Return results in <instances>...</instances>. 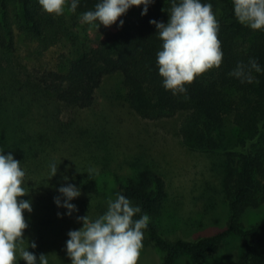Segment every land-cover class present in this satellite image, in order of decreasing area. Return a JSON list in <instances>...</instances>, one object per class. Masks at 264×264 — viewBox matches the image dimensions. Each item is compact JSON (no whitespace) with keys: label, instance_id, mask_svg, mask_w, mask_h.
Returning a JSON list of instances; mask_svg holds the SVG:
<instances>
[{"label":"trees","instance_id":"1","mask_svg":"<svg viewBox=\"0 0 264 264\" xmlns=\"http://www.w3.org/2000/svg\"><path fill=\"white\" fill-rule=\"evenodd\" d=\"M97 2L80 0L76 13L68 11L57 17L42 11L37 0H0V51H14L16 35L24 44L25 56L32 59L42 58L64 41L75 44L78 39L74 27L80 14L94 10ZM202 2L213 6L224 56L218 69L186 85L185 94L174 96L166 91L158 75L156 53L161 41L149 21L167 23L172 0H154L146 15H141L143 5L130 8L119 18L124 20L123 27H117L118 19L109 36L90 44L80 57L66 59L62 71L35 70L22 81L6 72L0 55V105L14 102L15 97L48 93L50 99L42 101L39 109L54 120L58 104L76 110L91 107L104 77L120 73L123 102L135 115L156 121L179 114L178 134L187 149L224 157L222 190L230 213L225 227L214 234L171 239L158 230L165 188L163 179L151 168L126 177L113 192L114 199L119 192L140 206L141 214L150 217L143 239L163 252L159 264H175L184 255L193 264H217L214 254L230 237L240 239L236 264H264V222L241 225L247 209L264 203V72H253L255 79L250 84L229 75L237 63L247 64L250 58L264 67V30L254 31L239 24L233 16L232 0ZM23 92L24 96L17 95ZM6 123L15 135L0 131V150L34 160V138L24 135L16 117ZM63 124L54 125L58 137L66 133L78 140L73 128ZM68 146L75 152L78 148L73 142Z\"/></svg>","mask_w":264,"mask_h":264},{"label":"rangeland","instance_id":"2","mask_svg":"<svg viewBox=\"0 0 264 264\" xmlns=\"http://www.w3.org/2000/svg\"><path fill=\"white\" fill-rule=\"evenodd\" d=\"M67 13L66 5L64 14ZM114 25L97 27L96 23L79 21L74 27L78 42L64 41L40 59L26 57L24 44L16 35L15 50L0 51L2 63L7 73L22 81L35 70L62 71L66 59L80 57L90 44L109 36ZM123 96L122 75L115 73L104 77L91 107L76 110L58 104L54 120L39 109L42 101L50 99L48 93L15 97L14 102L0 105V131L14 136L6 120L16 117L24 135L36 142L33 154L37 157H31L34 160L14 158L26 173L22 187L27 195L18 200H28L32 207L31 213H23L28 227L23 232L25 242L21 247L27 248L28 243L35 241L37 248L29 247L28 251L37 257L43 253L52 264H71L64 249L67 233L82 227L76 217L88 215L95 219L102 215L107 201L114 199L118 184L144 168L153 169L164 181L165 200L156 225L165 236L195 238L225 227L230 211L222 190L223 155L187 149L178 134L181 115L156 121L142 119L125 105ZM57 123L73 128L78 140L66 133L60 135L63 140L58 137L54 126ZM70 142L78 146L76 152L69 149ZM53 162L58 170L50 178L49 165ZM68 183L81 191L71 201L78 212L58 218L57 213H65L66 209L58 208L54 197L60 195L57 189ZM256 222H264V203L247 209L241 217L242 226ZM142 243L137 264H159L163 252L146 239ZM239 253L240 239L230 237L219 246L213 261L236 264ZM17 264H26L18 254ZM175 264L193 263L184 255Z\"/></svg>","mask_w":264,"mask_h":264},{"label":"clouds","instance_id":"3","mask_svg":"<svg viewBox=\"0 0 264 264\" xmlns=\"http://www.w3.org/2000/svg\"><path fill=\"white\" fill-rule=\"evenodd\" d=\"M42 11L53 16H62L65 6L76 13L80 0H37ZM154 0H98L94 10L80 14L81 23L105 27L117 24L133 6L143 5L141 15H146ZM232 11L236 21L254 31L264 30V0H232ZM156 28V36L161 48L156 53L158 75L162 87L174 96L185 94L186 85L211 69H218L224 53L218 39L220 24L210 2L202 0H172L167 23L155 19L149 21ZM119 19L117 27H123ZM253 72H264L257 60L250 58L247 64L237 63L229 73L241 83H253ZM57 164L49 165L50 178L57 174ZM91 174V170H89ZM25 171L21 162L11 153L0 150V264H17L19 259L26 264H49L48 255L39 257L28 248L36 249L35 241L24 248L23 232L28 227L23 213H31V202L20 199L27 195L22 187ZM67 181L68 177H64ZM54 203L66 209L57 213L71 217L78 212L72 200L81 195L80 189L68 183L57 189ZM140 206L125 195L117 192L115 199L107 201V209L95 219L88 215L77 216L82 227L70 230L65 242V251L71 264H137L143 248L144 231L148 228L150 217L141 214ZM138 217V218H136Z\"/></svg>","mask_w":264,"mask_h":264}]
</instances>
